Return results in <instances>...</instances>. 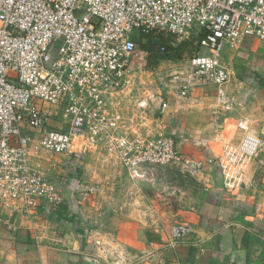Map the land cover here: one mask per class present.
Returning a JSON list of instances; mask_svg holds the SVG:
<instances>
[{"label": "built area", "instance_id": "2783aa9c", "mask_svg": "<svg viewBox=\"0 0 264 264\" xmlns=\"http://www.w3.org/2000/svg\"><path fill=\"white\" fill-rule=\"evenodd\" d=\"M140 32L177 42L197 33L199 50L186 63L157 73L167 90L136 102L127 115L109 99L127 91ZM245 37L264 44V0H0V189L32 218L41 206L57 209L63 196L32 158L91 146L114 154L134 181L182 161L174 137L146 110L163 111L164 95L187 97L194 83L215 88L218 106L229 108L232 75L221 62L225 46ZM54 58L46 65L52 46ZM166 50L162 46L160 52ZM241 140L223 151L238 172L257 156L261 139L241 123ZM178 230H174L177 233Z\"/></svg>", "mask_w": 264, "mask_h": 264}, {"label": "crops", "instance_id": "0c3cea01", "mask_svg": "<svg viewBox=\"0 0 264 264\" xmlns=\"http://www.w3.org/2000/svg\"><path fill=\"white\" fill-rule=\"evenodd\" d=\"M138 60L137 53L130 62L133 78ZM220 60L232 75L225 87L229 108L218 106L213 86L196 82L187 97L164 95L163 111L144 113L148 124L158 118L177 143L180 164L194 169L198 190L184 211L165 208L152 217L132 197L126 207L107 209L88 198L90 168L105 160L124 171L114 154L81 145L64 154L44 151L32 160L56 183L63 203L41 206L29 218L4 203L0 189V264H71L82 253L106 264H264V44L245 37L235 49L225 46ZM132 86L112 94L110 106L138 113L145 95L130 97ZM166 90L160 83L156 92ZM238 123L261 139L242 172L223 159L244 134Z\"/></svg>", "mask_w": 264, "mask_h": 264}, {"label": "rangeland", "instance_id": "374dc122", "mask_svg": "<svg viewBox=\"0 0 264 264\" xmlns=\"http://www.w3.org/2000/svg\"><path fill=\"white\" fill-rule=\"evenodd\" d=\"M138 39L137 53L138 63L141 64L139 68L141 69H137L135 72L134 83L129 91L130 97H144V95L155 93L160 85L157 78L159 71L180 63H186L187 58L198 51L197 43L190 35L188 38L181 40L178 47H169L165 57L151 58L150 61L144 49L147 37ZM55 49L56 47H53V50ZM190 165L169 163L157 167L153 175L148 177L149 180L140 182L132 180V182L124 171H120L121 168L117 169V167L110 165L108 161L103 160L102 163H92L90 168V175L93 177V180L90 181L92 191H88V198L90 196L91 200L96 198L95 203L102 204L107 209L117 205L126 207L127 202L133 198L132 203L134 206L139 209L148 208L152 217L157 216L165 208L174 211L181 208L184 211L185 207L192 203L189 198L190 192L194 196L195 191L198 190L194 179V169ZM76 171L79 173L78 168H76ZM118 196L119 199H117ZM87 203L86 201V205Z\"/></svg>", "mask_w": 264, "mask_h": 264}, {"label": "trees", "instance_id": "16d2710c", "mask_svg": "<svg viewBox=\"0 0 264 264\" xmlns=\"http://www.w3.org/2000/svg\"><path fill=\"white\" fill-rule=\"evenodd\" d=\"M139 37L135 38V43L137 45V42L139 41L138 38L140 37H147V42H146V47L145 49V53L146 56H148L149 60L151 61L152 59H157V57H165L168 53V48H176L178 47L180 44L179 43H173L172 42V37L171 36H164L161 34H153V33H146V32H140L139 33ZM203 33H197L195 35H192V38L195 40V42L197 43V41L202 37ZM169 39V40H168ZM164 47L165 48V52L161 53L160 52V47ZM53 47L50 49L49 55H48V60L46 61V65H48L50 63V61L53 59V56H55V52L56 49L53 50ZM53 53V54H52ZM52 54V55H51Z\"/></svg>", "mask_w": 264, "mask_h": 264}, {"label": "water", "instance_id": "95a60500", "mask_svg": "<svg viewBox=\"0 0 264 264\" xmlns=\"http://www.w3.org/2000/svg\"><path fill=\"white\" fill-rule=\"evenodd\" d=\"M71 264H106L98 257L92 256L88 253H82L77 260L71 262Z\"/></svg>", "mask_w": 264, "mask_h": 264}]
</instances>
